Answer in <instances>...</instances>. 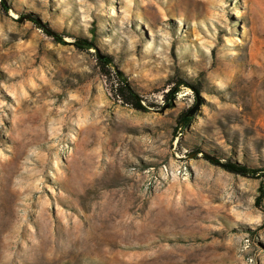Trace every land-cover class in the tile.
I'll return each instance as SVG.
<instances>
[{
    "label": "rangeland",
    "instance_id": "1",
    "mask_svg": "<svg viewBox=\"0 0 264 264\" xmlns=\"http://www.w3.org/2000/svg\"><path fill=\"white\" fill-rule=\"evenodd\" d=\"M206 155L264 165V0H0V264H264L260 179Z\"/></svg>",
    "mask_w": 264,
    "mask_h": 264
},
{
    "label": "trees",
    "instance_id": "2",
    "mask_svg": "<svg viewBox=\"0 0 264 264\" xmlns=\"http://www.w3.org/2000/svg\"><path fill=\"white\" fill-rule=\"evenodd\" d=\"M4 6H5V3L3 2L2 7ZM4 9L8 10L7 8H4ZM31 20L34 22V24L38 28L42 29L45 32V34L53 38L55 42H59L63 44L69 43L64 39L65 35L63 33H60L54 30L53 28L49 27L48 25L43 24L41 20L35 17H32ZM75 44L81 50H90V49L96 48V44L93 39H88L83 36H76ZM98 60L101 64V68L104 71L105 75H109V76L113 75L114 78L117 80V84H114L116 97L119 100H121V102L124 105L132 107L139 111H143V112L148 111L149 107L143 103L142 97L135 90L132 84L128 81V78L125 75V73L119 69H115L114 71H111L112 65L114 64L113 56L105 55V57L102 58L99 55ZM176 84H177V87L175 88V90L177 91L176 94L180 91L182 86L195 87L196 92H198L201 88L200 86H194L193 84L187 82L182 77L176 78ZM173 97H174V91H171L170 93L166 94V101L170 103ZM187 113L188 111L183 112L178 117V123H177V126L175 127L176 136L181 134L192 122V117H189ZM199 153H200L199 149H196V155H198ZM205 157H207V159L210 162L221 165L225 170L231 173L247 176V177L254 178V179H260V191H261L262 196L258 198L256 205L261 204L262 199L264 197V165L263 166H250L246 164L237 163L236 161L229 160V159H227L226 161H220L217 158H210L207 155Z\"/></svg>",
    "mask_w": 264,
    "mask_h": 264
},
{
    "label": "water",
    "instance_id": "3",
    "mask_svg": "<svg viewBox=\"0 0 264 264\" xmlns=\"http://www.w3.org/2000/svg\"><path fill=\"white\" fill-rule=\"evenodd\" d=\"M194 111H195V109H192L190 112L187 113V115H188L189 117H191V116L194 114ZM207 156H209L210 158H214V157H212V156H210V155H207Z\"/></svg>",
    "mask_w": 264,
    "mask_h": 264
}]
</instances>
